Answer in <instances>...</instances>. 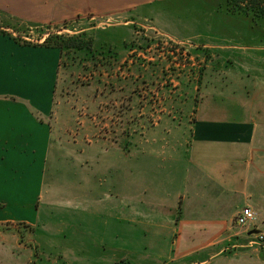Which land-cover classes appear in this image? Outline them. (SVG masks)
Segmentation results:
<instances>
[{"label": "crops", "instance_id": "obj_1", "mask_svg": "<svg viewBox=\"0 0 264 264\" xmlns=\"http://www.w3.org/2000/svg\"><path fill=\"white\" fill-rule=\"evenodd\" d=\"M131 1L129 10L139 16L162 20L172 10L181 14L183 30L163 29L174 36L197 33L194 19H212L208 33L213 37L204 46L214 61L203 74L195 119L186 138V125L176 126L182 138L170 141L169 130L159 123L149 125L144 138L126 143L87 139L85 154L78 159L89 170L85 176L91 178L90 193L94 195L99 182L116 179L121 197L117 207L127 205L133 211V225L127 230L130 244L145 243L148 259L264 264V239L259 238L264 235V28L252 25V14L244 19L247 25L237 24L236 16L223 9L228 0H219L224 4L216 12L197 10L192 16L189 4L201 0ZM79 3L0 0V18L40 23L92 7L85 1ZM60 55L57 48L23 44L6 31L0 33V201L4 203L0 223L16 219L34 223L11 212L16 206L5 200L6 186L33 173L42 180L46 172L50 146L47 143L40 156L37 146L44 141L45 131L49 132L46 121L53 112ZM159 131L166 133L153 137ZM125 146L131 155L126 156ZM23 151L27 157L19 160L16 154ZM127 177L132 179V188L126 192ZM98 200L92 198L93 204ZM20 205L23 209L31 206ZM245 207L257 216L248 230L236 224V216ZM121 232L117 233H126ZM5 233H0V262L28 264L27 249ZM107 241L115 242L113 235ZM104 255L87 251L86 262L79 264H107Z\"/></svg>", "mask_w": 264, "mask_h": 264}, {"label": "rangeland", "instance_id": "obj_2", "mask_svg": "<svg viewBox=\"0 0 264 264\" xmlns=\"http://www.w3.org/2000/svg\"><path fill=\"white\" fill-rule=\"evenodd\" d=\"M83 1L92 7L85 6L65 19L31 23L0 18V30L23 44L41 46L51 35L69 37L87 31V38L93 39L95 55L86 56L83 50L60 51L53 112L46 121L49 132L45 131L44 141L37 146L40 156L49 144L48 167L42 180L33 173L6 186L9 194L5 200L18 207H12L11 212L34 223L26 219L3 222L0 233L18 238L29 253L28 264L85 263L87 251L97 256L105 253L107 264H183L148 259L150 250L145 243L130 244L127 230L133 225V211L127 205L117 207L121 197L116 179L109 177L99 186L93 181L92 195L91 178L85 176L89 170L78 158L85 154L87 139L126 143L134 137L144 138L149 125L159 123L169 130L170 141L181 139L183 134L186 138L195 119L203 74L214 61L204 46L213 37L208 30L214 22L194 19L197 33L174 36L163 29L167 26L183 30L182 15L177 11L156 20L129 10L131 0H77L79 4ZM223 4L219 0L191 3L189 16L197 10L216 12ZM230 6L228 0L223 9L236 16L237 24L247 25V14L231 10ZM252 22L253 26L264 28V16H253ZM180 125L187 126L183 134L175 129ZM161 133L166 132L159 131L153 137H160ZM123 150L126 156L132 151L127 146ZM16 157L25 160L27 155L23 151ZM131 180L125 179L126 192L132 188ZM96 191L102 193L95 195ZM94 197L99 199L97 204L92 202ZM23 203L31 204L30 209H23ZM3 206L0 201V208ZM122 229L125 235L121 234ZM112 235L115 242H104Z\"/></svg>", "mask_w": 264, "mask_h": 264}, {"label": "trees", "instance_id": "obj_3", "mask_svg": "<svg viewBox=\"0 0 264 264\" xmlns=\"http://www.w3.org/2000/svg\"><path fill=\"white\" fill-rule=\"evenodd\" d=\"M231 5V6H230ZM231 10H242L246 14H253L255 18L264 16V0H229ZM5 33V30H0ZM87 31H82L77 35L65 37L63 35H51L44 41V46L54 47L63 51L74 49V51H84L86 56L93 55V39L88 37ZM95 57V55H93ZM1 227V226H0Z\"/></svg>", "mask_w": 264, "mask_h": 264}, {"label": "built area", "instance_id": "obj_4", "mask_svg": "<svg viewBox=\"0 0 264 264\" xmlns=\"http://www.w3.org/2000/svg\"><path fill=\"white\" fill-rule=\"evenodd\" d=\"M257 220L256 213L250 207L243 208L236 216V224L241 228L253 226ZM261 240L264 239L263 234H259Z\"/></svg>", "mask_w": 264, "mask_h": 264}]
</instances>
